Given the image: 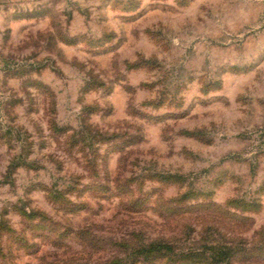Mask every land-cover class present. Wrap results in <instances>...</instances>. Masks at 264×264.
<instances>
[{
    "label": "rangeland",
    "instance_id": "374dc122",
    "mask_svg": "<svg viewBox=\"0 0 264 264\" xmlns=\"http://www.w3.org/2000/svg\"><path fill=\"white\" fill-rule=\"evenodd\" d=\"M0 264H264V0H0Z\"/></svg>",
    "mask_w": 264,
    "mask_h": 264
},
{
    "label": "trees",
    "instance_id": "16d2710c",
    "mask_svg": "<svg viewBox=\"0 0 264 264\" xmlns=\"http://www.w3.org/2000/svg\"><path fill=\"white\" fill-rule=\"evenodd\" d=\"M158 246H161V248H162V245L161 244H158V243H156V244H154V243H152V244H150V252H155V251H160L159 249L160 248H158ZM221 253H222V255H224L225 257H226V259H228L229 258V255H230V251L229 250H227V249H221Z\"/></svg>",
    "mask_w": 264,
    "mask_h": 264
}]
</instances>
